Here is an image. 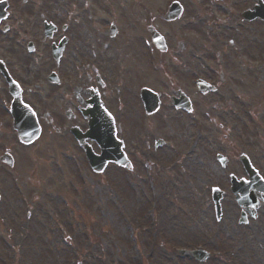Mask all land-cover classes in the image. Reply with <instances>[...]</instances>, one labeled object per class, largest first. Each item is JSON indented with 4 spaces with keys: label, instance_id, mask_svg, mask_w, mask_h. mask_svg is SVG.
Segmentation results:
<instances>
[{
    "label": "rangeland",
    "instance_id": "obj_1",
    "mask_svg": "<svg viewBox=\"0 0 264 264\" xmlns=\"http://www.w3.org/2000/svg\"><path fill=\"white\" fill-rule=\"evenodd\" d=\"M180 1L184 5L206 2ZM95 2L121 4L113 10H123L131 19L129 11L137 0ZM164 3L143 0L144 10L150 11ZM190 14L194 18L191 51L234 53L236 75H248L237 92L255 98L253 118H241L239 110L235 120L218 129L203 119L204 109L198 105L194 114L202 116L197 119L202 121L203 135L188 156L186 151H168L169 146L163 151L137 148L146 134L180 144L184 128L190 135L191 128L184 127V122H163L157 127V121L147 120L155 129L151 126L140 136L137 120L126 121L121 133L131 170L111 164L100 173L93 172L83 151L54 131H47L31 150L15 144L13 166L0 169V264H264V206L257 208L255 217L248 216L246 223H238L240 208L232 200L228 177L230 173L245 175L237 159L239 150L264 177V129L260 131L259 126L264 117V25L210 27L203 23L209 18L205 12L192 10ZM144 16L149 19L148 12ZM233 22L226 23L234 26ZM247 66H251L248 74L241 70ZM223 149L225 166L215 158V150ZM165 165L175 166L169 170ZM213 182L227 185L219 221L209 203V188L202 189ZM197 245L211 256L197 262L175 252Z\"/></svg>",
    "mask_w": 264,
    "mask_h": 264
},
{
    "label": "flooded vegetation",
    "instance_id": "obj_2",
    "mask_svg": "<svg viewBox=\"0 0 264 264\" xmlns=\"http://www.w3.org/2000/svg\"><path fill=\"white\" fill-rule=\"evenodd\" d=\"M95 1L101 0H0V60L4 61L0 64V151H13L15 146L16 132L9 109L16 102L35 108L43 128L54 126L64 139L72 136V126L85 129L82 109L97 101L115 115L121 126L136 119L140 136L151 126L155 129L147 120L157 121V127L163 122H184V127L191 128L190 135L184 128L180 142L187 138L184 145L188 149L192 122L202 124V116L176 104L189 101L194 108L201 105L203 119L221 129L225 122L235 120L239 110L245 114V108L255 102L252 95L237 92L240 81L246 78L236 75V62L227 58L234 53L191 51L189 23L190 12L200 10L210 18L209 25L220 23L219 14L223 13H228L229 19L222 22L252 25L260 21L244 19L241 14L253 10L257 0L182 4L186 13L183 19L175 20L162 19L160 6L153 5L154 11L144 10L143 0L131 5V19L123 10H113L121 4ZM144 12H148L149 19H145ZM154 31L164 36L165 50L153 43ZM244 69L250 70L251 66ZM196 73L215 84V89L205 93L195 89L189 77ZM147 99L150 105L157 102L151 113L144 108ZM174 113L183 117L177 119ZM201 130L194 151L203 135ZM154 142L146 134L138 151H163L165 141L158 147Z\"/></svg>",
    "mask_w": 264,
    "mask_h": 264
},
{
    "label": "water",
    "instance_id": "obj_3",
    "mask_svg": "<svg viewBox=\"0 0 264 264\" xmlns=\"http://www.w3.org/2000/svg\"><path fill=\"white\" fill-rule=\"evenodd\" d=\"M95 137L102 146L101 153L99 155H95L91 151H86V156L88 157L89 163L94 170H101L104 167L103 165H105L106 161L110 159L118 161L123 165H128V162L125 159L123 153H118L117 151L110 152L107 149V144L110 143L109 140L107 142V140L105 139L104 143V137L101 134H97ZM82 138L83 136L79 137V141L82 142ZM239 159L243 163V166L248 174L249 183H245V179L236 180L232 176V190L237 194V199L241 206H243L244 208H249L250 206L253 207L251 210H249V212L253 214L254 208L259 205L257 198L259 197L264 200V180L258 174L257 170L251 165L248 157L245 154H240ZM243 215L244 214L242 213V216ZM195 256L198 260H202V258L204 257V255L202 254H195Z\"/></svg>",
    "mask_w": 264,
    "mask_h": 264
},
{
    "label": "snow or ice",
    "instance_id": "obj_4",
    "mask_svg": "<svg viewBox=\"0 0 264 264\" xmlns=\"http://www.w3.org/2000/svg\"><path fill=\"white\" fill-rule=\"evenodd\" d=\"M4 63V61H2V60H0V64H3ZM13 84H15V85H17V87L19 86L18 84H17V82L16 81H11ZM105 113L110 117V118H112L111 117V113H109L108 111H107V109H105ZM112 119H114V118H112ZM120 143L122 144L123 143V141H120ZM222 160H226L227 158L226 157H222L221 158ZM102 164H103V162H102ZM104 167H106V165H103ZM235 176V174L233 173V177ZM262 179H264V177H262ZM244 182L245 183H249V181L247 180V179H245L244 180ZM220 189L219 188H215V189H213V191H219Z\"/></svg>",
    "mask_w": 264,
    "mask_h": 264
}]
</instances>
